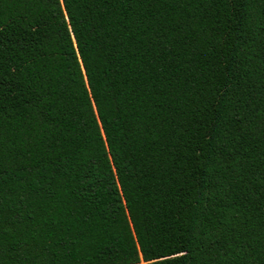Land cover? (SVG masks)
<instances>
[{"label":"trees","instance_id":"trees-1","mask_svg":"<svg viewBox=\"0 0 264 264\" xmlns=\"http://www.w3.org/2000/svg\"><path fill=\"white\" fill-rule=\"evenodd\" d=\"M0 264H264V0H0Z\"/></svg>","mask_w":264,"mask_h":264}]
</instances>
